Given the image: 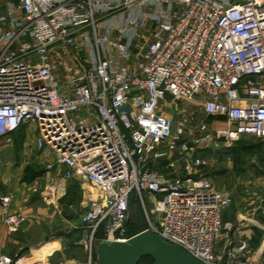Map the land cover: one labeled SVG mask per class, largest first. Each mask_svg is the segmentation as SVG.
<instances>
[{"label": "built area", "instance_id": "1", "mask_svg": "<svg viewBox=\"0 0 264 264\" xmlns=\"http://www.w3.org/2000/svg\"><path fill=\"white\" fill-rule=\"evenodd\" d=\"M31 124L45 171L94 190L78 220L90 257L101 227L131 237L133 196L144 211L152 196L145 230L202 264H264L246 242L216 254L231 199L200 171L204 152L264 140V0H0V147ZM13 204L0 194L7 227Z\"/></svg>", "mask_w": 264, "mask_h": 264}, {"label": "rangeland", "instance_id": "2", "mask_svg": "<svg viewBox=\"0 0 264 264\" xmlns=\"http://www.w3.org/2000/svg\"><path fill=\"white\" fill-rule=\"evenodd\" d=\"M66 50L71 52V56L52 58L57 78L67 77L66 68L75 66L72 51ZM199 118L211 127L224 125L214 116L199 114ZM27 130L32 131V139L26 138ZM34 134L35 125L31 124L13 134L0 147V194H13V205L17 208L21 203L20 197L24 195L28 198L25 207L30 208L26 214L18 215L17 225L5 226L8 235L17 234L18 240L10 242L12 246L27 247L22 251L23 257L15 259L13 264H89V261L94 264L95 250L93 248L91 257L88 251L90 232L78 225L88 198L83 196L81 186L66 183L60 179L61 175H55L54 170L49 178L42 176L47 172L44 169L46 162L53 163V156L41 155L35 146ZM202 156L205 159L200 170L203 176L211 178L214 186L231 199L230 206L223 212V229L217 240L216 254L237 250L241 242H246L252 253L262 249L264 259V140L244 138L230 149L208 151ZM161 164L156 166L160 169ZM54 182L64 188L53 192L54 199L50 201ZM86 190L89 195L94 193L91 188L86 187ZM145 198L146 211L137 198L133 199L130 220L126 224L129 235L150 225L157 226L161 219L156 208L157 199L152 196ZM25 223L29 225L22 226ZM19 226L20 229L15 231ZM103 235L99 228L93 235L92 244L101 240ZM41 243L48 245L51 254L44 261H33L30 254ZM140 264H153V261L144 257Z\"/></svg>", "mask_w": 264, "mask_h": 264}, {"label": "water", "instance_id": "3", "mask_svg": "<svg viewBox=\"0 0 264 264\" xmlns=\"http://www.w3.org/2000/svg\"><path fill=\"white\" fill-rule=\"evenodd\" d=\"M93 246L94 264H138L144 257H151L153 264H202L150 230L140 231L123 242L101 240Z\"/></svg>", "mask_w": 264, "mask_h": 264}, {"label": "crops", "instance_id": "4", "mask_svg": "<svg viewBox=\"0 0 264 264\" xmlns=\"http://www.w3.org/2000/svg\"><path fill=\"white\" fill-rule=\"evenodd\" d=\"M23 130V129H22ZM25 135H26V138L27 139H32V131H26L25 132ZM34 136L36 137V135L34 134ZM52 172H46L44 173L42 176L43 177H46V178H49V176L51 175ZM54 173V172H53ZM55 174V173H54ZM56 175V174H55ZM62 180V177L60 178ZM66 183L67 182H70V183H73L75 184L76 186H80V183L77 181V180H69V181H65ZM86 187H84L82 189V192H83V196L87 197L88 198V202H89V193L87 192L86 193ZM15 199V198H14ZM27 197L26 196H21L20 197V206L19 208L15 207L14 205H12L11 209H10V212L12 214H15L17 217L18 215L22 214V213H27V211L30 209L28 207H25V203L27 201ZM87 202V204H88ZM87 206V205H86ZM24 225H29V224H23L22 226ZM21 226V225H20ZM20 226L15 230V231H18V229H20ZM5 225L3 223V214L1 213L0 211V253L4 256H7L9 258L12 259V263L13 264V261H15V259H21L23 257V249H26L27 247L26 246H23V247H15V246H12L10 242H15L16 240H18L17 238V234L14 232V234H11V235H8L6 233V230H5ZM45 243H41L39 244L36 249V251L32 254H30V257L33 256V254H36V253H39L41 252L44 248H46L48 245H44ZM53 245V244H52ZM26 247V248H25ZM29 250H32L31 246L28 247ZM44 261V260H42Z\"/></svg>", "mask_w": 264, "mask_h": 264}, {"label": "bare ground", "instance_id": "5", "mask_svg": "<svg viewBox=\"0 0 264 264\" xmlns=\"http://www.w3.org/2000/svg\"><path fill=\"white\" fill-rule=\"evenodd\" d=\"M56 191V189L55 188H51L50 189V194H49V196H51L50 197V201H53V192H55ZM49 201V200H48ZM54 249V248H53ZM50 254H51V249L47 246L46 248H44L41 252H39V253H36V254H33V256H32V260L33 261H42V260H44V259H46V258H48L49 256H50ZM70 264H75V263H70Z\"/></svg>", "mask_w": 264, "mask_h": 264}, {"label": "trees", "instance_id": "6", "mask_svg": "<svg viewBox=\"0 0 264 264\" xmlns=\"http://www.w3.org/2000/svg\"><path fill=\"white\" fill-rule=\"evenodd\" d=\"M22 129H23V128H21L19 131H21ZM19 131H17V132H19ZM17 132H16V133H17ZM16 133H14V134H16ZM243 140H244V139L240 140L238 143H241ZM238 143H236V144H238ZM134 198H136V197L133 196V198H132V201H131V210H132V205L134 204V200H135ZM133 199H134V200H133ZM129 220H130V218H129ZM129 220H128V221H129ZM101 229L103 230L102 227H101ZM137 233H139V232H137ZM137 233H134V234L129 235L130 233L128 232V235H129V236H133V235H135V234H137ZM103 237H104V235H103ZM101 240H103V238H102ZM101 240H99V241H101ZM96 242H97V241H96ZM150 258H151V257H150ZM142 259H143V258H142ZM142 259H141V260H142ZM151 259H152V258H151ZM152 261H153V260H152ZM140 262H141V261H140ZM140 262H139L138 264H140Z\"/></svg>", "mask_w": 264, "mask_h": 264}]
</instances>
